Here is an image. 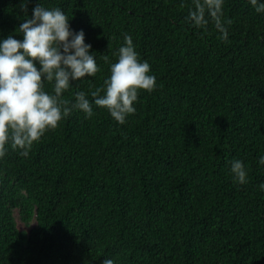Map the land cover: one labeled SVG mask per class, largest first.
<instances>
[{"label": "trees", "instance_id": "1", "mask_svg": "<svg viewBox=\"0 0 264 264\" xmlns=\"http://www.w3.org/2000/svg\"><path fill=\"white\" fill-rule=\"evenodd\" d=\"M38 3L27 0L28 18ZM40 3L83 29L100 67L65 99H92L125 33L157 87L140 90L123 125L93 104V117L74 110L27 158L8 146L0 264H264V14L225 0L223 41L211 22L185 23L192 0ZM19 5L0 0V37L23 38ZM234 159L246 184L233 179Z\"/></svg>", "mask_w": 264, "mask_h": 264}, {"label": "clouds", "instance_id": "2", "mask_svg": "<svg viewBox=\"0 0 264 264\" xmlns=\"http://www.w3.org/2000/svg\"><path fill=\"white\" fill-rule=\"evenodd\" d=\"M258 14H264V0H248ZM225 0H192V7L184 17L185 23L195 28H206L209 22L227 41L230 18L224 15ZM27 0H20L24 21L14 29L22 34L0 37V160L8 146L27 158L34 143L45 132L55 130L62 120L79 111L86 119L93 117V104L104 108L123 125L136 112L140 90L151 93L156 78L150 64L141 60L133 37L125 33L123 44L113 52L115 62L109 63V75L89 93H74V99L64 98L74 82L95 77L100 71L91 44L85 42L83 29L73 30L70 17L60 8H47L39 3L27 16ZM18 29V31H17ZM51 85V90H47ZM264 166V155L257 161ZM233 179L240 185L248 182V170L239 159L230 162ZM264 191V183L259 185ZM103 264H114L105 259Z\"/></svg>", "mask_w": 264, "mask_h": 264}, {"label": "rangeland", "instance_id": "3", "mask_svg": "<svg viewBox=\"0 0 264 264\" xmlns=\"http://www.w3.org/2000/svg\"><path fill=\"white\" fill-rule=\"evenodd\" d=\"M18 226L19 227H23V225L21 224V222H18Z\"/></svg>", "mask_w": 264, "mask_h": 264}]
</instances>
